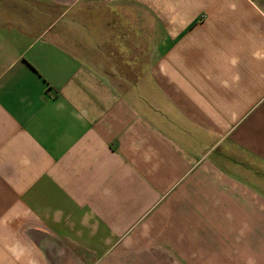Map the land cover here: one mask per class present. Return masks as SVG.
<instances>
[{
    "label": "crops",
    "instance_id": "1",
    "mask_svg": "<svg viewBox=\"0 0 264 264\" xmlns=\"http://www.w3.org/2000/svg\"><path fill=\"white\" fill-rule=\"evenodd\" d=\"M0 264H264V0H0Z\"/></svg>",
    "mask_w": 264,
    "mask_h": 264
}]
</instances>
